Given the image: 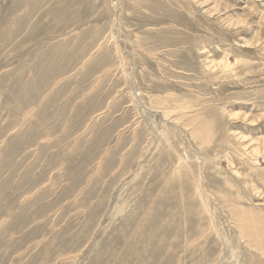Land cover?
Returning <instances> with one entry per match:
<instances>
[{
    "label": "rangeland",
    "instance_id": "rangeland-1",
    "mask_svg": "<svg viewBox=\"0 0 264 264\" xmlns=\"http://www.w3.org/2000/svg\"><path fill=\"white\" fill-rule=\"evenodd\" d=\"M262 232L264 0H0V264H264Z\"/></svg>",
    "mask_w": 264,
    "mask_h": 264
},
{
    "label": "bare ground",
    "instance_id": "bare-ground-1",
    "mask_svg": "<svg viewBox=\"0 0 264 264\" xmlns=\"http://www.w3.org/2000/svg\"><path fill=\"white\" fill-rule=\"evenodd\" d=\"M239 222L242 224L243 227H241V228H242V230L244 231V230L246 229V227H245L246 224H244L245 221L242 220V219H239ZM247 226H248V225H247ZM254 233H255V234H254ZM254 233H253V234L257 237V239H259L258 241L262 242V240H263V239H262V235H261V237H260V234H259V233L255 232V231H254ZM262 233H263V232H262ZM244 234H245V235H244ZM263 234H264V233H263ZM243 235H244V236L248 235V228H247V231L245 230V232H243ZM258 236H259V237H258ZM257 239H256V240H257ZM263 242H264V241H263ZM257 243H259V242H256V244H257ZM260 244H261V243H260ZM259 246H260V245H259ZM261 247H263V245H261Z\"/></svg>",
    "mask_w": 264,
    "mask_h": 264
}]
</instances>
